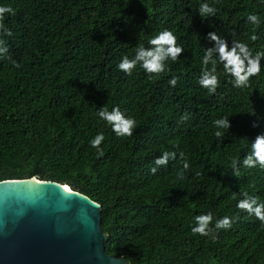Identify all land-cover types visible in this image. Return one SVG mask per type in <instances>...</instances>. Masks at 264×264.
Segmentation results:
<instances>
[{
  "label": "trees",
  "instance_id": "obj_1",
  "mask_svg": "<svg viewBox=\"0 0 264 264\" xmlns=\"http://www.w3.org/2000/svg\"><path fill=\"white\" fill-rule=\"evenodd\" d=\"M202 3L215 15L202 19ZM0 6L15 10L2 21L12 35L0 29L7 46L0 54V180L35 176L86 195L99 204L104 252L129 264H264V224L236 207L243 192L264 202V168L242 164L264 134V57L246 88L234 87L219 62L207 66L220 80L215 93L198 83L205 49L214 47L209 32L229 47L235 39L253 55L264 52V0H0ZM250 13L258 26L247 20ZM164 29L183 47L165 72L150 78L139 64L131 75L118 68ZM117 106L136 122L131 136H117L97 114ZM226 117L230 128L218 129L213 122ZM218 130L225 132L221 139ZM99 133L103 155L90 144ZM165 151L177 158L151 173ZM207 213L215 239L191 231L194 217ZM225 216L232 226L215 229Z\"/></svg>",
  "mask_w": 264,
  "mask_h": 264
},
{
  "label": "water",
  "instance_id": "obj_2",
  "mask_svg": "<svg viewBox=\"0 0 264 264\" xmlns=\"http://www.w3.org/2000/svg\"><path fill=\"white\" fill-rule=\"evenodd\" d=\"M99 204L35 176L0 180V264H129L103 250Z\"/></svg>",
  "mask_w": 264,
  "mask_h": 264
},
{
  "label": "clouds",
  "instance_id": "obj_3",
  "mask_svg": "<svg viewBox=\"0 0 264 264\" xmlns=\"http://www.w3.org/2000/svg\"><path fill=\"white\" fill-rule=\"evenodd\" d=\"M200 17L206 18L214 16L216 9L209 6L207 3H202L198 9ZM5 13L15 14V10L9 6H0V29H4L6 35L11 36V31L7 30L3 24ZM247 20L253 25H259L260 19L254 14L250 13L247 16ZM211 41H214V47H207L202 59V72L198 79V83L201 87L208 90L209 93L214 94L216 89L220 85V80L216 74L215 67L211 70L208 69V65L211 63L213 66L219 62L223 65V69L226 75L232 77V82L236 88H246L249 86L250 78L259 75L261 70L260 60L264 57V52H256L253 55L252 50L246 43L233 39L231 47L221 36H218L215 32H209L207 34ZM252 41L259 39L258 36L252 35L250 37ZM151 47L145 48L143 46L136 49L134 58L125 56L118 64V68L128 75H131L133 70L139 64L145 73L149 74L150 78L153 75H159L166 71V61L171 60L173 62L178 60L180 53L183 51L182 46H178L175 35L164 29L157 35L152 37L148 42ZM7 53V46L3 40H0V54ZM215 57V58H214ZM11 60V58L9 57ZM15 64V61H11ZM17 67L19 65H16ZM177 77L173 76L169 81L173 87L177 83ZM98 116L103 119L107 124L112 127L113 132L117 136H131L132 131L136 126V122L132 118L126 117L119 109V107H113L111 111L107 108H101L98 111ZM188 116L184 115L181 120H187ZM214 125L218 129L230 128L228 117L216 119ZM225 132L217 131L215 136L219 139L222 138ZM104 140L102 133L97 134L91 141L92 147L97 148L98 153L103 155L100 145ZM180 159H184V153L180 152ZM177 158V153L172 151H165L161 156L157 157L154 161L155 167L150 169L151 173L155 174L159 166H164L169 160ZM238 161L233 160L231 167L234 170L233 174L238 177L239 170L237 168ZM242 164L246 168H253L259 165L260 168H264V134L257 135L255 139L250 143V152L242 161ZM189 164L185 160L183 169L187 170ZM183 178V172L178 173ZM242 198L238 200L236 207L242 211H246L249 215H254L262 224H264V202H258V199L253 196H249L247 192L241 193ZM195 226L191 228L193 234H199L201 236H215L213 235L214 229L211 227L213 216L211 213L201 214L194 217ZM232 226V220L230 217H223L217 219L215 222V229H228Z\"/></svg>",
  "mask_w": 264,
  "mask_h": 264
}]
</instances>
